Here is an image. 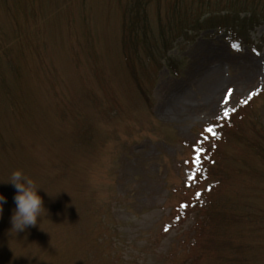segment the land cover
<instances>
[{
    "label": "rangeland",
    "instance_id": "374dc122",
    "mask_svg": "<svg viewBox=\"0 0 264 264\" xmlns=\"http://www.w3.org/2000/svg\"><path fill=\"white\" fill-rule=\"evenodd\" d=\"M123 1L0 0V182L21 169L49 193L16 235L0 183V264H224L235 242L264 264V161L240 140L264 131V24L131 68ZM175 2L153 0L152 25Z\"/></svg>",
    "mask_w": 264,
    "mask_h": 264
},
{
    "label": "trees",
    "instance_id": "16d2710c",
    "mask_svg": "<svg viewBox=\"0 0 264 264\" xmlns=\"http://www.w3.org/2000/svg\"><path fill=\"white\" fill-rule=\"evenodd\" d=\"M152 1H123L124 54L131 68L134 67L132 60H137L142 56V52L147 57L145 61L148 59L158 62L156 52L170 49L169 40L170 42L174 38L177 40V36L184 38L203 30H215L231 34L234 40L253 44L254 32L257 27L264 24V0H193V3L191 1L189 4L188 0H176V4L172 3L165 14L161 8L158 9L156 26H154L150 19ZM6 57L14 64L13 53L9 46H6ZM6 87H8L7 80ZM258 130L260 132L255 137H240V140L264 161V131ZM224 208V205L222 209L218 207V211L221 212L218 217L226 221L227 215L222 212ZM246 247L244 242L231 244L229 250L235 253V258L238 254V263L235 262V258L222 256L223 254L221 263L250 264L244 256Z\"/></svg>",
    "mask_w": 264,
    "mask_h": 264
},
{
    "label": "clouds",
    "instance_id": "9594fccd",
    "mask_svg": "<svg viewBox=\"0 0 264 264\" xmlns=\"http://www.w3.org/2000/svg\"><path fill=\"white\" fill-rule=\"evenodd\" d=\"M0 183H10L16 189L14 196L16 207L11 216L12 227L10 232L14 231L17 235L31 227L37 225L40 227L45 215L48 213L44 205V199L40 195V190L44 188L40 187L33 178L21 169L14 170L7 181ZM6 201L7 197L0 193V217L3 216Z\"/></svg>",
    "mask_w": 264,
    "mask_h": 264
},
{
    "label": "bare ground",
    "instance_id": "6f19581e",
    "mask_svg": "<svg viewBox=\"0 0 264 264\" xmlns=\"http://www.w3.org/2000/svg\"><path fill=\"white\" fill-rule=\"evenodd\" d=\"M205 81H207L209 78L208 77H204ZM215 82L217 83L216 79L214 78V76H211L210 80H208L204 85H201L205 90H210L211 86H213L215 84ZM186 108V103L183 102ZM184 108V107H183Z\"/></svg>",
    "mask_w": 264,
    "mask_h": 264
},
{
    "label": "snow or ice",
    "instance_id": "6c2138e0",
    "mask_svg": "<svg viewBox=\"0 0 264 264\" xmlns=\"http://www.w3.org/2000/svg\"><path fill=\"white\" fill-rule=\"evenodd\" d=\"M233 47H234V48H236V49H238V45H233ZM229 92H231V90H229ZM208 131H210V132H211V131H212V129H211V128H209V129H208Z\"/></svg>",
    "mask_w": 264,
    "mask_h": 264
}]
</instances>
